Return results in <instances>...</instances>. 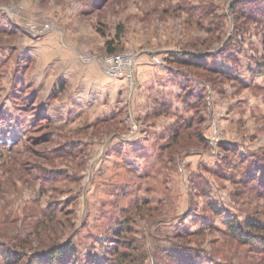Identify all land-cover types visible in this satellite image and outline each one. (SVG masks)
Masks as SVG:
<instances>
[{"label": "rangeland", "instance_id": "374dc122", "mask_svg": "<svg viewBox=\"0 0 264 264\" xmlns=\"http://www.w3.org/2000/svg\"><path fill=\"white\" fill-rule=\"evenodd\" d=\"M256 1L0 0V254L37 264L66 246L77 264H105L123 238L144 245L145 264L186 250L203 264H260L228 233L264 224ZM55 33L102 72L106 56H131L133 83L103 72L126 84L117 111L70 115L51 81L37 88L35 50ZM147 62L152 94L139 78Z\"/></svg>", "mask_w": 264, "mask_h": 264}, {"label": "crops", "instance_id": "0c3cea01", "mask_svg": "<svg viewBox=\"0 0 264 264\" xmlns=\"http://www.w3.org/2000/svg\"><path fill=\"white\" fill-rule=\"evenodd\" d=\"M60 38L63 41H60L56 33L55 36L49 35L44 42V50L37 48L36 53L34 51L38 57L36 55L34 57L38 61L34 69L36 73L34 79L38 82L37 88L42 78L51 81L48 83L49 86L46 83L45 88H49L53 95L56 91L66 94L67 99L64 102L67 105L65 107L60 105V111L69 112L70 115L74 112H84L86 118L98 119L111 112V108L117 111L120 100L126 96L124 90L126 84L108 78L97 66L81 64L73 53L74 48L68 42L66 43L67 40L62 36ZM109 49H107L108 53ZM42 52L44 59L40 60ZM155 61L157 62L156 59ZM152 68L148 62L139 68V78L148 89H151L152 85L157 87V76ZM150 93H153L152 89Z\"/></svg>", "mask_w": 264, "mask_h": 264}, {"label": "trees", "instance_id": "16d2710c", "mask_svg": "<svg viewBox=\"0 0 264 264\" xmlns=\"http://www.w3.org/2000/svg\"><path fill=\"white\" fill-rule=\"evenodd\" d=\"M258 2L259 0L253 4V8H250L249 13L253 16L257 14L258 21H261L264 20V14L259 12ZM116 38H119V34L116 35ZM113 42L109 41L108 45ZM112 52L113 50L110 48L109 53ZM228 233L238 238L239 241L252 245L258 251L257 253L264 255V224L261 221H252L245 224H229ZM132 242L123 240L122 238V240H119V243H115L111 253L113 258L110 261H106L105 264H145L148 259L147 249H145L142 243ZM76 254L74 249H69L66 246L53 248L45 257H37L35 262L37 264H77ZM0 257L2 260L0 264H20L21 262L18 255L9 251L0 254ZM173 258L176 260L175 264L204 263V261H200V258L194 254H190L188 250L181 252L178 257ZM260 264H264V259H262Z\"/></svg>", "mask_w": 264, "mask_h": 264}, {"label": "built area", "instance_id": "2783aa9c", "mask_svg": "<svg viewBox=\"0 0 264 264\" xmlns=\"http://www.w3.org/2000/svg\"><path fill=\"white\" fill-rule=\"evenodd\" d=\"M131 59V56L110 54L100 60V62L103 67V72L107 76L112 78H126L133 83L134 71L133 64L130 62ZM82 60L85 64H88L91 59L89 57H84Z\"/></svg>", "mask_w": 264, "mask_h": 264}]
</instances>
